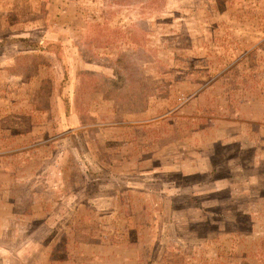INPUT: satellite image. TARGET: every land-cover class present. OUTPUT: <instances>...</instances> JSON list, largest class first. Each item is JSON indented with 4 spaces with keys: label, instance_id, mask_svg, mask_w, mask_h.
<instances>
[{
    "label": "rangeland",
    "instance_id": "obj_1",
    "mask_svg": "<svg viewBox=\"0 0 264 264\" xmlns=\"http://www.w3.org/2000/svg\"><path fill=\"white\" fill-rule=\"evenodd\" d=\"M0 264H264V0H0Z\"/></svg>",
    "mask_w": 264,
    "mask_h": 264
}]
</instances>
